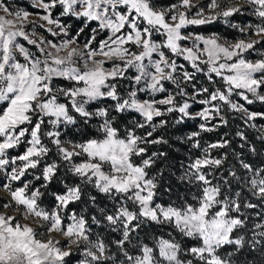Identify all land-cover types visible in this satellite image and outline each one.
I'll use <instances>...</instances> for the list:
<instances>
[{"label":"snow or ice","instance_id":"6c2138e0","mask_svg":"<svg viewBox=\"0 0 264 264\" xmlns=\"http://www.w3.org/2000/svg\"><path fill=\"white\" fill-rule=\"evenodd\" d=\"M29 7L0 0V264H264V0Z\"/></svg>","mask_w":264,"mask_h":264},{"label":"trees","instance_id":"16d2710c","mask_svg":"<svg viewBox=\"0 0 264 264\" xmlns=\"http://www.w3.org/2000/svg\"><path fill=\"white\" fill-rule=\"evenodd\" d=\"M243 17L244 18H250L248 16H237L235 21H237V22L243 21V19H244ZM196 30L198 32L199 31H204V32H206V31H214V32H218V33L222 34L225 37L232 38V39L238 36V34L235 33L232 29L228 28L227 26H225V25H223L221 23H214V24H210V25L197 26ZM197 107H199V106H197ZM249 107L252 110H260L264 106H262V105L257 103V104H253V105H251ZM196 123H198V122L190 121L189 122L190 127H186L184 129V131L192 130ZM239 123L240 122L238 120H234V121L231 122V127L229 129H221L220 131H221V133L224 132V131H234L235 130V126L238 125ZM247 131H248L250 137L254 138V136H255L254 131L251 130V129H248ZM173 132H174V130L170 129L168 135H172ZM216 138H217L216 135L215 134H211V133L210 134H205V136H204V139H206V140H213V139H216ZM256 146H257V148L259 150L264 151V145H261V143L259 141H256ZM174 148H179L180 149V152L175 153L177 156L182 155L184 153V151H185L184 146H182V145H180L178 143H174ZM168 182H169V179L166 176L164 183L167 184ZM53 190H55V189H53ZM162 198L164 200H167V198H168L167 194H165ZM244 258L249 260V261H251L253 259V257L251 255H248L247 253H245Z\"/></svg>","mask_w":264,"mask_h":264},{"label":"rangeland","instance_id":"374dc122","mask_svg":"<svg viewBox=\"0 0 264 264\" xmlns=\"http://www.w3.org/2000/svg\"><path fill=\"white\" fill-rule=\"evenodd\" d=\"M4 2L13 8H24L26 10L31 11V8L29 7L31 0H4ZM158 2L160 4V6H167L168 4L175 2V0H158ZM249 19H251V17L250 18H244L243 21H239V23H245ZM234 22H237V21H234ZM196 29H197V26H192V27H190L189 30L194 31V32H198ZM213 32L214 31H206V32L199 31L198 33H201L203 35H209ZM220 35L223 36L222 34H220ZM223 37H225V36H223ZM226 38H228V37H226ZM228 39L231 40L232 38H228ZM5 195H6V193H4L3 191H0V196H5Z\"/></svg>","mask_w":264,"mask_h":264}]
</instances>
